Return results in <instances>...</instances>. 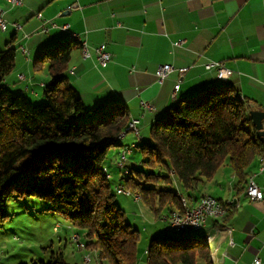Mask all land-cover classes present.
Returning a JSON list of instances; mask_svg holds the SVG:
<instances>
[{
    "label": "trees",
    "instance_id": "trees-1",
    "mask_svg": "<svg viewBox=\"0 0 264 264\" xmlns=\"http://www.w3.org/2000/svg\"><path fill=\"white\" fill-rule=\"evenodd\" d=\"M13 41L0 52V227L10 217V200L34 197L82 233V244L98 252L100 264H139V232L127 222L107 179L110 151L128 133V108L121 102L84 104L67 75L76 42L71 37L36 57L35 68L48 64L50 80L43 86L46 103L34 105L6 83L16 67ZM252 110L227 83L179 100L151 126L148 142H138L141 167L126 164L122 185L161 220L183 211L182 196L195 202L200 186L226 164L239 186L248 184L253 164L264 157ZM225 204L224 217L231 212ZM146 257L147 264H214L205 238L192 235L153 239ZM46 264L67 263L58 255Z\"/></svg>",
    "mask_w": 264,
    "mask_h": 264
},
{
    "label": "crops",
    "instance_id": "crops-1",
    "mask_svg": "<svg viewBox=\"0 0 264 264\" xmlns=\"http://www.w3.org/2000/svg\"><path fill=\"white\" fill-rule=\"evenodd\" d=\"M74 2L23 0L22 6L12 7L0 0L8 30L13 32L10 47L17 51L16 67L6 80L15 85V91L37 95L35 87L48 83L35 82V73L42 69L49 76L48 64L35 68L26 47L35 48L40 40L34 39L43 26L37 19L41 13L56 26L47 24L49 32L38 47L40 52L70 41V35L80 36L92 56L85 59L81 44L74 42L67 71L70 84L87 107L124 104L130 120H140L145 140L151 126L179 100L222 83L232 85L243 99L264 111V0H78V7L70 10ZM16 23L22 26L20 31L14 27ZM64 26H69L68 30ZM11 39H0V52L9 48ZM101 45L111 55L106 67L99 64L95 51ZM22 46L29 55L20 51ZM211 62H220L232 72L228 80H220L215 71L206 69ZM163 65L174 70L159 85L156 73ZM142 101L152 104L154 110L144 111ZM136 143V136L128 132L116 147L115 159L108 162V172L114 174L111 181L115 182L114 177L118 180L116 187L123 177L116 164L119 155L126 148L132 152ZM261 157L248 179L252 177L264 188ZM233 176L234 194L227 202L219 200L229 204L231 212L221 220L210 219L199 232L203 238L213 237L214 264H255L256 260L264 264V202L251 201L246 195L247 184L239 186ZM205 195L212 196L196 193L195 205Z\"/></svg>",
    "mask_w": 264,
    "mask_h": 264
},
{
    "label": "rangeland",
    "instance_id": "rangeland-1",
    "mask_svg": "<svg viewBox=\"0 0 264 264\" xmlns=\"http://www.w3.org/2000/svg\"><path fill=\"white\" fill-rule=\"evenodd\" d=\"M12 34V30L5 33L0 32V39L6 37L10 40ZM36 35L38 37L34 40H40L35 44V48L32 49L26 46L32 55L33 62L40 52L38 47L41 42H44L45 38L44 33L41 31ZM42 70L35 73L37 77L35 82L37 83L44 80L49 82L48 73ZM7 86L12 90L16 89L12 83H7ZM35 89L37 95L26 92L23 95L29 98L34 105H44L46 102L43 97V87L36 86ZM144 135H147V132H144ZM146 142H148V138H146ZM115 154L116 148H112L109 158L114 160ZM127 161L128 168H140L141 150L137 147L133 148L132 152L127 155ZM109 174L112 177L114 175L111 171ZM116 179L117 177L113 178L115 182H118ZM115 182L111 181L115 192V201L126 212L127 222L139 232V264H147L146 251L153 239L178 240L191 235L203 237V233L199 232L200 230L165 234V224L161 220H156L151 211L144 207L142 203L135 202L133 197L119 194L117 192L118 187H116L117 182ZM123 182L124 179L119 184L122 185ZM234 183L233 172L226 164L220 169L215 180L211 183L202 184L197 193H208L215 199L227 202L234 194ZM47 208L48 206L44 202L34 197L10 200L7 203L6 209L10 217L3 227H0V264H46L52 260L53 256L58 255H62L67 264H100L98 252L95 249L83 248L80 245L86 242L82 233L72 228L61 216L46 211ZM165 215L167 214L162 216ZM56 228L58 231H56ZM77 235L81 236L79 242L74 241V237ZM213 249L215 250L214 243L210 245V250L213 251ZM87 259L89 262L86 261Z\"/></svg>",
    "mask_w": 264,
    "mask_h": 264
},
{
    "label": "built area",
    "instance_id": "built-area-1",
    "mask_svg": "<svg viewBox=\"0 0 264 264\" xmlns=\"http://www.w3.org/2000/svg\"><path fill=\"white\" fill-rule=\"evenodd\" d=\"M6 2L11 5L12 7H19L23 5V0H6ZM78 7V0H75V2L70 5L68 8L74 9ZM37 19L41 20L43 22V26L41 28V32L44 34H47L49 32V28L47 27V24L50 23L53 27H55V24H52L51 21L45 20L41 13L37 15ZM14 27L16 30L20 31L22 29V26L19 23L14 24ZM69 26H64V30H68ZM8 30V24L7 21L5 20V11L0 8V32H7ZM71 36H78V35H70ZM85 45V59H90L91 58V53L88 49L87 44L84 42ZM180 45V44H176ZM9 49V48H8ZM20 51L25 54L29 55V52L27 51L26 48L23 46L20 47ZM96 55L98 58V62L102 67H106L108 63L111 61V55L110 53L106 50L105 45H101L97 47ZM206 69L208 71H215L217 78H226L228 79L231 75L232 72L228 70L224 64L220 62H211L205 65ZM173 68L170 65H163L161 66L157 73H156V78H157V83L159 85H163V83L167 80L169 75L173 72ZM185 71V70H182ZM21 80H24L25 77L23 75L19 76ZM141 106L144 109V111L151 112L154 110V107L152 104L142 101ZM140 120L137 119L135 122V125L133 126V129L130 131L132 132L137 140L142 139L140 129ZM131 153V148L127 150H122L119 159L117 161V167L119 168L120 171H124V164H127V155ZM260 173L264 172V158H263V164H262V169L259 170ZM118 189L123 192V195L127 197H133L135 202H140L141 196L137 193H133L132 191L128 190L126 187L123 185L118 186ZM248 198L253 201V202H264V188H261L253 179V185L250 187V196ZM182 199H185V202L187 204V207H189V216H181V211H175L171 214H169L168 219H163L162 222L165 224V232H175L178 233L180 230H188L192 231V229H202L205 226V221L213 219V209H222L225 207H218L215 205V198L209 195H205L200 199H203V206L202 209H195V202H190L186 197L182 196ZM56 231L58 229L56 228ZM231 229L228 230V233H231ZM79 237L75 236L74 241L79 242ZM83 248L85 247L82 243L80 244ZM87 262L88 259L86 260ZM255 264H260L259 260L255 261Z\"/></svg>",
    "mask_w": 264,
    "mask_h": 264
},
{
    "label": "bare ground",
    "instance_id": "bare-ground-1",
    "mask_svg": "<svg viewBox=\"0 0 264 264\" xmlns=\"http://www.w3.org/2000/svg\"><path fill=\"white\" fill-rule=\"evenodd\" d=\"M71 38L74 39L77 43L81 44V46H82V55L84 57V55H85V45H84V43L81 42L80 36H71ZM218 79L223 80V81L228 80L226 78H218ZM136 120L137 119H133L130 122L129 127H128V130H127L128 132H130L133 129V126L135 125ZM141 140L142 139L137 140V143H136L135 147H137L138 142L141 141ZM124 150H127V149H124ZM263 158L264 157H261L260 158V163H261L260 170L262 169ZM125 166H126V164H124V169H125ZM125 172H126V174L129 173L128 170H126ZM107 179L108 180H111V175L110 174H107ZM252 185H253V178L251 177L250 180H249V182H248V184H247V190H246L247 197L250 196V187H252ZM117 192L119 194H123V192H121V190H119V189L117 190ZM215 205L218 206V207H225V208H223V210L222 209H213V217H215V218H213V220H221L226 215V213L228 211V207L224 203L222 204V202L219 201V200H217V199H215ZM202 206H203V200L200 203H198L197 205H195V209H202ZM181 216H189V207H187V204L185 202V199L183 200V211L181 212ZM168 218H169V216H163L162 219H161V221L163 219H168ZM208 222H209V220H206L205 221V226L203 228L206 227V225H207ZM202 229H192V231H197V230H202ZM184 231H186V230H180V232H178V233H181V232H184ZM205 243H206L207 247L210 250V245L213 243V237H211V236L205 237ZM215 251H214V249H213V251L210 250V252L213 254V255L211 254V259H212V257L213 258L215 257L214 256V252Z\"/></svg>",
    "mask_w": 264,
    "mask_h": 264
},
{
    "label": "water",
    "instance_id": "water-1",
    "mask_svg": "<svg viewBox=\"0 0 264 264\" xmlns=\"http://www.w3.org/2000/svg\"><path fill=\"white\" fill-rule=\"evenodd\" d=\"M250 115L256 130V136L264 145V111L260 109L252 110Z\"/></svg>",
    "mask_w": 264,
    "mask_h": 264
}]
</instances>
